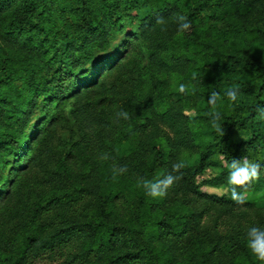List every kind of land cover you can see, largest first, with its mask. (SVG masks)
I'll list each match as a JSON object with an SVG mask.
<instances>
[{
    "label": "trees",
    "instance_id": "1",
    "mask_svg": "<svg viewBox=\"0 0 264 264\" xmlns=\"http://www.w3.org/2000/svg\"><path fill=\"white\" fill-rule=\"evenodd\" d=\"M257 107L264 0H0V264H264L246 246L264 228ZM243 157L260 179L237 205L227 163ZM180 161L164 198L137 186Z\"/></svg>",
    "mask_w": 264,
    "mask_h": 264
},
{
    "label": "clouds",
    "instance_id": "2",
    "mask_svg": "<svg viewBox=\"0 0 264 264\" xmlns=\"http://www.w3.org/2000/svg\"><path fill=\"white\" fill-rule=\"evenodd\" d=\"M173 21L176 24V30L178 34H184L190 31L192 24L187 16L175 13L173 14ZM155 24L161 26V31L167 30L168 21L164 17H157ZM196 78V73L192 74V79ZM179 92L186 94L188 86L181 84L179 86ZM239 95V88H230L225 92V96L230 102H235ZM222 100L219 93L212 92L208 96L207 103L211 108V127L220 135H224L220 121V114L216 111L217 103ZM257 119L264 120V108L257 107ZM117 119L129 120L131 118L128 111H118L116 113ZM102 161H108L111 157L109 153H103L99 157ZM185 167V164L175 162L171 166V172H168L155 180L145 179L139 177L137 179V186L141 187L145 194L153 199L164 198L167 195L168 190L177 182H179L183 173L181 169ZM228 176L227 185L228 188L225 191H230V197L233 202L237 205H242L246 202V193L248 187L254 182L260 179V168L261 165L256 162H252L243 157L240 159L233 158L230 163H227ZM128 172L127 165L117 166L113 164L112 167V179L116 181L119 176H122ZM241 189V191H237ZM246 246L253 257L258 261H264V228L251 227L247 231L246 235Z\"/></svg>",
    "mask_w": 264,
    "mask_h": 264
},
{
    "label": "rangeland",
    "instance_id": "3",
    "mask_svg": "<svg viewBox=\"0 0 264 264\" xmlns=\"http://www.w3.org/2000/svg\"><path fill=\"white\" fill-rule=\"evenodd\" d=\"M216 173L217 171L211 168L206 171L205 176L214 175ZM203 191L217 193V194H221L223 192V190H220V189H210V188H204Z\"/></svg>",
    "mask_w": 264,
    "mask_h": 264
}]
</instances>
